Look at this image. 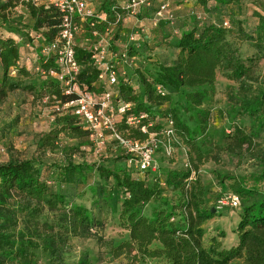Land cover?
<instances>
[{
	"label": "trees",
	"instance_id": "16d2710c",
	"mask_svg": "<svg viewBox=\"0 0 264 264\" xmlns=\"http://www.w3.org/2000/svg\"><path fill=\"white\" fill-rule=\"evenodd\" d=\"M98 1H100L98 13L104 15L106 19L104 22L95 23L91 29L88 25L93 19H87V22L82 23L85 24V32L88 35L92 29L103 33L107 18L115 20L116 24L122 22L124 7L115 6V0ZM194 3L207 11V0H194ZM219 3L228 6L238 4L239 0H219ZM18 4L27 11L32 22L31 30L40 38L41 54L42 49L58 36L62 13L54 5L41 3L40 0H23L20 3L14 0L0 1V23L5 25L8 22L10 12ZM158 6L155 10L151 9L152 2V7L143 9V12H150V16H154ZM141 12L137 16L142 15ZM171 13L172 19H158L155 27L162 30L161 40L168 41V45L177 50L175 59L169 65H158L156 73L150 78L136 70L135 73L143 88L141 97L134 94L131 86L124 82V77L120 78L116 86L115 101L131 103L132 113L146 115V119L141 121L146 126L145 133H141L137 128L128 130L129 137L133 139L143 142L150 134L155 133L158 136L164 129V124L170 121L174 136L179 138L188 149L186 169L168 170L163 178L154 176V172L146 171L143 173L144 177L140 179L134 178L132 172L126 168L110 170L95 164L73 165L68 158L67 164L56 168V172L49 178L58 186L73 185L80 169L84 167L89 171H95L104 182L111 180L116 189L124 194L118 220L121 229L127 232L128 239L112 249L115 258L123 256L131 264L136 261L137 256L150 259L163 258L165 264H230L233 260H242L243 264H264V196L245 205L243 202L257 195L258 190L247 187L243 177L218 175L217 179L221 187L224 180H228L229 190L242 201L239 221L235 229L237 244L226 249L222 247L221 242L212 237L210 244L205 246L203 224L213 218L216 212L206 207L204 187L198 176L200 167L208 161L201 147L210 141L208 126L211 116L202 105L204 99L213 91L218 73L224 74L227 80L239 86L236 95L230 97L234 109L240 116L251 119L264 132V88L253 87L256 81L253 76L255 66L252 61L246 64L240 58L239 50L227 42V35L232 29L235 30L239 41L252 42L258 49L264 51V13H254L257 22L252 32H246L241 23H237L230 16L224 24H231L232 28L207 24L201 29L194 27L188 32L181 33L176 39H171L165 30L176 18L174 13ZM115 14L121 16L120 21L116 22ZM116 40L118 36L115 34L112 41ZM74 49L75 61L81 67L77 77L78 85L82 89L101 94L104 87L97 82L99 70L92 65L91 54L87 47L76 44ZM110 49L117 53L111 46ZM129 53L133 56L131 50ZM19 58V48L15 40L0 34L2 71L0 105L9 92L17 89L34 91L31 86H22L19 82H14L13 77L10 76L15 70L17 76H29L25 68H18ZM40 61L42 71L56 67L52 56L41 55ZM45 80L46 85L43 88L52 106L58 102V106L61 107L62 104L75 99V94L65 95L62 87L54 79L45 78ZM182 88L191 90L183 97L194 126L185 124L178 110L173 107H170L167 114L162 117L161 122L164 123L158 122L153 116L152 108L171 103L172 94L168 90L178 92ZM54 113L56 115L54 126L39 139L38 149L55 151L59 148L61 136L70 140L84 138L92 140L90 132L74 116L65 112L54 111ZM126 129L121 122L119 130ZM226 139L225 151L229 154L239 155L246 152L251 157L264 162V153L255 150L256 143L253 136L245 128L235 125ZM111 144L119 155L115 160L126 164L128 156L115 143L111 142ZM212 161L217 162L218 159L214 157ZM148 174L153 175L149 177ZM253 178L263 179L264 169L260 175ZM165 190L177 194L176 202L173 205L168 204L165 208H154L149 216H143L139 212V207L151 201L164 202L162 193ZM15 197L24 199L27 205L16 204ZM30 203L45 205L49 210L56 211L66 206V196L60 191H55L45 180H42L39 169L32 160H9L0 164V264H33L30 249L35 247V244L31 240L23 239L22 235L16 238L11 231L17 221V214L26 209ZM62 216L66 233L73 237H94L99 241L97 234L92 230L100 227L101 223L93 219L91 212L83 205L69 203ZM222 235L220 234L221 237ZM42 242L44 250L52 257L50 264H63L62 253L67 247V235H45L42 237ZM154 243L159 245L158 249L150 248ZM78 264H87L85 256L79 259Z\"/></svg>",
	"mask_w": 264,
	"mask_h": 264
},
{
	"label": "rangeland",
	"instance_id": "374dc122",
	"mask_svg": "<svg viewBox=\"0 0 264 264\" xmlns=\"http://www.w3.org/2000/svg\"><path fill=\"white\" fill-rule=\"evenodd\" d=\"M7 1V0H0ZM20 3L23 0H14ZM169 4V9L176 17L173 24L166 30L171 39H176L181 33L188 32L192 28L201 29L207 24H216L232 28L231 24H224L233 17L237 23H241L246 32H252L257 19L254 13H264V0H239L238 4L222 6L219 0H207V11L194 3V0H161ZM93 11L99 12L100 1L88 0ZM160 0L153 1L155 8L162 3ZM129 0H115V6L125 7ZM39 4V3H38ZM144 10H142L143 12ZM141 12V13H142ZM150 12L131 17L122 14L121 24L108 19L102 36L107 35V40L117 53L125 55L126 63L122 62L119 72L125 73L124 82L129 84L138 97L142 96L143 88L138 80L136 70L143 72L147 77H153L158 65H169L176 57L177 50L168 45V41H162V30L152 25L154 21ZM231 14V15H230ZM98 15H101L98 13ZM31 20L24 7L20 4L10 12V18L4 25L0 23V34L15 40L20 58L18 68H25L29 76H17V71L10 73L14 82L22 86H31L34 91L17 89L9 92L4 102L0 105V164L9 160H32L39 169L40 177L45 180L55 191H60L66 196V206L69 203L83 205L91 212L93 219L98 220L101 226L92 230L97 234L99 241L94 238L73 237L66 233V226L62 216L66 206L62 209L51 211L45 205L30 203L28 207L17 214V221L11 228L14 236H23L25 240H31L35 247L30 249L33 264H50L52 257L44 250L42 237L45 235H67V247L62 253L63 264H78L79 259L84 257L87 264H131L123 256L113 257L112 249L128 239V234L121 229L118 215L124 194L116 189L113 182H104L95 171H89L82 167L73 185L62 184L58 186L49 177L55 173L56 168L67 164L70 158L73 165L95 164L102 165L110 170L126 168L132 172L134 178L142 179L143 173H138L134 167L121 161L117 162L118 152L114 150L109 137L106 136L102 145L87 138L70 140L63 136L59 139V148L55 151L38 149V141L54 126L56 115L54 106L48 100L44 90L46 80L41 74L40 67V38L31 30ZM82 24V31H85ZM118 40L112 41L113 35ZM130 38H133L131 40ZM91 37L87 32H80L76 44L90 46ZM170 41V39H168ZM227 42L233 48L239 50L240 58L248 64L253 62L255 68L253 76L256 81L253 87L264 88V51L248 41H239L235 30L227 35ZM130 50L133 56H130ZM2 71L0 69V80ZM238 84L225 78L222 73L217 74L213 91L204 99L202 108L210 112L208 134L210 141L201 147L208 161L199 169V179L204 187V200L207 208L215 210L216 214L203 224L204 245L210 244V239L215 237L221 242L223 248H230L237 244L235 229L239 221L242 201L232 207L229 196L233 195L229 190V181L224 180L221 187L217 176L234 175L243 177L247 187L255 188L258 194L247 199L243 204L249 205L264 196V178L254 179L264 169V162L251 157L246 152L232 155L225 151L226 137L232 132L235 125L246 129L253 136L256 143L255 150L264 153V132L255 123L240 114L230 103L231 95L238 92ZM209 89V88H208ZM172 94V102L152 108L154 118L161 122L170 107L176 108L181 120L190 127L194 126L190 119V111L186 108L184 94L190 92L188 88H182L178 92L168 90ZM111 94L114 88H110ZM162 124L164 122H161ZM165 126V124H164ZM152 138V137H151ZM199 141V140H198ZM154 162L156 172L154 176L163 178L168 170H184L187 167L188 149L181 143L179 138L172 135L170 141L163 139L160 134L155 137ZM218 161H212V158ZM149 177L153 174H148ZM100 192V194H96ZM95 193V194H94ZM163 201H151L139 207L143 216H149L154 208H165L168 204L173 205L177 194L165 190L162 193ZM16 204L27 205L25 200L14 198ZM220 202H222L220 204ZM177 220V218H175ZM220 234H223L222 237ZM151 249H158L154 243ZM135 254V253H133ZM163 258L150 259L137 256L132 264H165ZM230 264H243L242 260H233Z\"/></svg>",
	"mask_w": 264,
	"mask_h": 264
},
{
	"label": "built area",
	"instance_id": "2783aa9c",
	"mask_svg": "<svg viewBox=\"0 0 264 264\" xmlns=\"http://www.w3.org/2000/svg\"><path fill=\"white\" fill-rule=\"evenodd\" d=\"M40 2L54 5L62 13L58 36L41 51L43 57L54 58L56 67L42 71L41 74L44 78H51L59 83L65 95H76L75 99L62 104L61 107L57 102L54 110L74 116L90 132V138L98 145H102L108 136L110 142L115 143L128 156L127 164L134 167L138 173L156 172L153 154L157 148L154 144L156 134H150L148 139L142 142L129 137L128 133L130 128H137L141 133H145L146 126L141 121L146 119V115L132 113L131 103L115 101L116 86L119 79L125 75L123 70L119 72V68L126 60L124 54L114 53L110 49L108 34L102 36V33L92 29L89 32L91 44L86 46L91 54L92 65L99 70L97 82L104 87V91L96 94L82 89L77 83L81 67L75 61L74 48L79 33L85 32L82 31L81 24L87 22V19H93L88 25L91 29L95 23L104 22L105 16L95 14L87 0H40ZM152 2L153 0H129L124 7V14L136 17L141 10L151 8ZM115 18L118 22L121 16L115 14ZM162 18L169 20L173 18L169 4L165 2L154 12V23ZM110 88H114L113 94ZM157 90L161 91L160 88ZM121 122L126 126V130H119ZM160 134L169 143L170 136L174 135L170 121L166 122ZM228 200L232 207L239 205V198L236 195H230Z\"/></svg>",
	"mask_w": 264,
	"mask_h": 264
},
{
	"label": "crops",
	"instance_id": "0c3cea01",
	"mask_svg": "<svg viewBox=\"0 0 264 264\" xmlns=\"http://www.w3.org/2000/svg\"><path fill=\"white\" fill-rule=\"evenodd\" d=\"M153 1H154V0H153ZM160 2H162V1L160 0ZM153 17H154V16H153ZM151 24H152V25L154 24V26L156 25V24L154 23V21H152Z\"/></svg>",
	"mask_w": 264,
	"mask_h": 264
}]
</instances>
